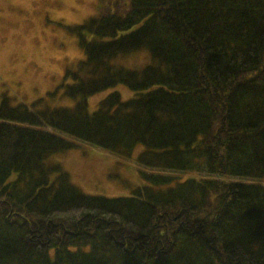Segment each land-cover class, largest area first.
I'll use <instances>...</instances> for the list:
<instances>
[{
	"label": "trees",
	"instance_id": "1",
	"mask_svg": "<svg viewBox=\"0 0 264 264\" xmlns=\"http://www.w3.org/2000/svg\"><path fill=\"white\" fill-rule=\"evenodd\" d=\"M95 11L69 27L84 58L49 93L74 105L2 93L0 264H264V0H99ZM142 50V67L114 62ZM118 84L132 97L112 91L88 110ZM80 143L124 158L142 145L148 184L84 192L48 162Z\"/></svg>",
	"mask_w": 264,
	"mask_h": 264
},
{
	"label": "rangeland",
	"instance_id": "2",
	"mask_svg": "<svg viewBox=\"0 0 264 264\" xmlns=\"http://www.w3.org/2000/svg\"><path fill=\"white\" fill-rule=\"evenodd\" d=\"M97 2L99 0H0V91L11 98L12 105L23 102L30 106L41 98L46 100L42 105L48 103L50 107L74 105V100L62 94L63 88L54 96L49 93L69 83L70 80L64 79L65 70L74 68L84 58L69 27L95 14ZM114 62L139 68L149 62V56L146 50L136 51ZM112 91L119 92L123 99L134 94L124 84L115 85L91 95L88 110H95L98 102ZM142 149L140 145L132 157L124 158L80 143L51 154L48 162L60 164L73 183L88 194L128 196L148 184L140 172L143 168L136 162L137 153ZM260 182L264 184V179Z\"/></svg>",
	"mask_w": 264,
	"mask_h": 264
},
{
	"label": "crops",
	"instance_id": "3",
	"mask_svg": "<svg viewBox=\"0 0 264 264\" xmlns=\"http://www.w3.org/2000/svg\"><path fill=\"white\" fill-rule=\"evenodd\" d=\"M1 91H2V90H1ZM1 91H0V96H2V93H3V91H2V92H1Z\"/></svg>",
	"mask_w": 264,
	"mask_h": 264
}]
</instances>
